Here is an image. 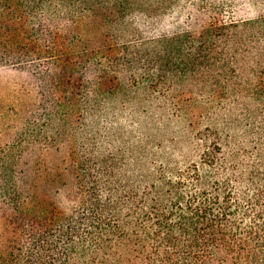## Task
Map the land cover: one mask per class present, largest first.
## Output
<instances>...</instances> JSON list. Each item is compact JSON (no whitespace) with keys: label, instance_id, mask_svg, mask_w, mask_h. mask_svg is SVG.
I'll list each match as a JSON object with an SVG mask.
<instances>
[{"label":"trees","instance_id":"1","mask_svg":"<svg viewBox=\"0 0 264 264\" xmlns=\"http://www.w3.org/2000/svg\"><path fill=\"white\" fill-rule=\"evenodd\" d=\"M185 3L196 26L162 27ZM17 72L7 109L45 100L23 132L79 120L111 75L157 93L192 80L207 99L264 88V0H0V86ZM23 134L0 156V264H264V141L201 139L196 160L117 179L113 158L71 157L53 190Z\"/></svg>","mask_w":264,"mask_h":264},{"label":"rangeland","instance_id":"2","mask_svg":"<svg viewBox=\"0 0 264 264\" xmlns=\"http://www.w3.org/2000/svg\"><path fill=\"white\" fill-rule=\"evenodd\" d=\"M188 11L191 7L185 3L180 13L166 14L162 27L196 26L191 19H186ZM113 47L112 58L117 59V46ZM7 75H10V84L0 86V112L5 115L0 121V156L11 152L7 145L18 133H24L29 144L37 143L34 149L28 146L23 154L40 157L47 175L45 181H40L41 185L53 190L64 188L62 179H54L53 175L65 173L71 157L113 158L112 171L117 179V168L129 173L147 172L196 160L201 139H237L254 149L258 148V141H264V88L254 82L237 83L230 92L220 90L219 95L207 99L206 92H201V87L192 80H176L166 93H157L138 87L122 88L123 80L117 84V75H111L106 86L96 91L92 110L85 111L79 120L63 121L53 117L50 121H38L39 125L45 124L41 131L40 126L35 131H31L30 126L23 132L26 121L40 113L45 100L40 90L34 88L31 101L19 99L18 109H7L15 107L17 97L24 96L14 92L12 84H25V74ZM78 82L74 87L79 88L82 82ZM79 90L77 98L83 105L84 86ZM12 152L20 150L14 148ZM117 157H139L143 161L131 160L119 166Z\"/></svg>","mask_w":264,"mask_h":264}]
</instances>
